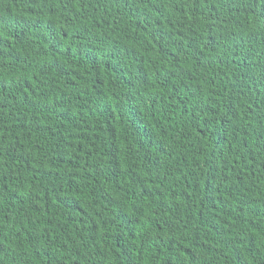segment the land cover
Wrapping results in <instances>:
<instances>
[{
    "label": "trees",
    "instance_id": "obj_1",
    "mask_svg": "<svg viewBox=\"0 0 264 264\" xmlns=\"http://www.w3.org/2000/svg\"><path fill=\"white\" fill-rule=\"evenodd\" d=\"M0 264H264V0H0Z\"/></svg>",
    "mask_w": 264,
    "mask_h": 264
}]
</instances>
